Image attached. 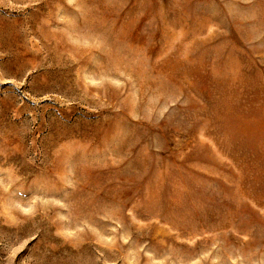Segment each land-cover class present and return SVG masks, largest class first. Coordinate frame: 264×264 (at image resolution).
Returning a JSON list of instances; mask_svg holds the SVG:
<instances>
[{
  "label": "rangeland",
  "instance_id": "obj_1",
  "mask_svg": "<svg viewBox=\"0 0 264 264\" xmlns=\"http://www.w3.org/2000/svg\"><path fill=\"white\" fill-rule=\"evenodd\" d=\"M0 264H264V0H0Z\"/></svg>",
  "mask_w": 264,
  "mask_h": 264
}]
</instances>
